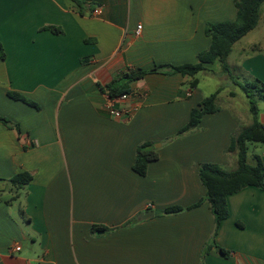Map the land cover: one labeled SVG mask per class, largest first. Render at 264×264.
<instances>
[{
    "label": "crops",
    "instance_id": "1",
    "mask_svg": "<svg viewBox=\"0 0 264 264\" xmlns=\"http://www.w3.org/2000/svg\"><path fill=\"white\" fill-rule=\"evenodd\" d=\"M235 1L0 0V118L14 125L0 121V264H264V189L230 195L217 227L199 175L207 163L238 169L229 149L241 117L221 109L179 136L205 97L199 81L192 91L169 69L132 84L122 119L100 89L127 72L197 64L212 43L208 24L234 21ZM239 56L264 82V46ZM158 142L159 158L139 175L138 147ZM250 145L249 164H264V146L251 155ZM20 174L31 180L14 183ZM171 207L186 210L164 214ZM146 212L155 215L139 219Z\"/></svg>",
    "mask_w": 264,
    "mask_h": 264
},
{
    "label": "trees",
    "instance_id": "2",
    "mask_svg": "<svg viewBox=\"0 0 264 264\" xmlns=\"http://www.w3.org/2000/svg\"><path fill=\"white\" fill-rule=\"evenodd\" d=\"M81 8L84 6L83 0H73ZM264 5V0H236L235 6L237 9V18L234 21H226L220 23H210L207 26V35L211 38L212 43L210 48L201 53L197 64H187L183 66H157L151 70H139L136 72L124 73L119 78H115L110 84L101 87V91L111 99H117L123 95L132 94V84L142 81L149 74L164 72V69H169V73L181 74L185 78H191V88L196 89L198 79L196 76L206 70L208 65L219 62L222 72L229 75L233 83L240 86L246 94L249 103L250 111L253 115V123L251 126L242 129L232 138V143L229 149L230 153L238 154V169L233 172H227L215 164H203L200 167L199 175L202 184L204 185L207 196L206 201L210 204L215 217L216 226L218 227L223 220L229 216L228 197L247 187H257L264 189V164L260 157L256 158V165H250L248 162L249 145L253 143H264V124L259 121V104L254 93L255 90L260 91V97L264 98V83L257 80L255 82H247L241 84L233 75L228 63V58L233 51L234 45L255 30L261 19V9ZM82 13V12H81ZM55 34H61L59 28H47ZM0 58L5 59V54L2 45H0ZM221 91L205 98L198 108L191 113L190 122L178 134L184 135L196 129L202 119L206 115H210L220 111L217 106L218 95ZM232 96H235L233 93ZM9 97L14 100L22 101L23 103L39 109V105L29 98L15 92H10ZM0 121L10 127L14 126L10 121L0 118ZM159 154L156 151L154 144L144 143L137 149L134 170L141 176L147 174L148 166L151 162L156 161ZM31 180L28 174H20L12 181L19 185H25ZM204 201H200L196 205L186 208L193 209L199 207ZM182 207H171L165 210L164 214H179L186 210ZM218 251L223 256H228V252L222 248Z\"/></svg>",
    "mask_w": 264,
    "mask_h": 264
},
{
    "label": "rangeland",
    "instance_id": "3",
    "mask_svg": "<svg viewBox=\"0 0 264 264\" xmlns=\"http://www.w3.org/2000/svg\"><path fill=\"white\" fill-rule=\"evenodd\" d=\"M251 44H261V46H264V5L262 9V15H261V21L259 23V26L253 30V33H251L249 36H247L246 39L242 41L235 49L234 52L229 56L228 63L230 65V69L232 72V75L241 83L245 84L247 82H255L259 79L252 78L248 73L245 72V70L242 69V66L239 64V50L241 47L249 46ZM239 48V49H238ZM248 52H250L249 49H247ZM246 50V51H247ZM250 54H252L250 52ZM237 61V63H236ZM244 73V74H243ZM196 78L199 81L198 89L200 91V94L203 95V97L207 98L213 94H215L217 91H221V94L219 95L217 99V106L221 109H228L233 110L236 112L239 117L242 119L240 130L246 128L247 126L251 125L253 115L249 112L250 109V103L249 100L242 90L240 86H237L233 83L232 79L229 77V75L222 72L221 66H219V70L216 76H213L209 72H200ZM261 81V80H259ZM264 83L263 81H261ZM188 86H185L184 89L187 90ZM192 90V88H191ZM194 91V90H192ZM234 94L235 96H232L231 94ZM256 98L258 100L259 107L262 111H264V98H261L259 95L260 91L255 90L254 91ZM264 94V92H262ZM232 96V98L230 97ZM168 142V140H167ZM166 143V142H165ZM159 145H161L160 142L156 143L154 145L155 148H157ZM264 146V143H253L250 145V154H262V148ZM250 155V160H252V156Z\"/></svg>",
    "mask_w": 264,
    "mask_h": 264
},
{
    "label": "built area",
    "instance_id": "4",
    "mask_svg": "<svg viewBox=\"0 0 264 264\" xmlns=\"http://www.w3.org/2000/svg\"><path fill=\"white\" fill-rule=\"evenodd\" d=\"M102 13V10L101 9H98L95 11V14L96 15H100ZM141 26L139 27V31L141 30ZM134 96V93L132 92V94H128V95H123L117 99H111L109 98V101L106 105V109L108 110V112L110 113V115L113 117V118H116V119H122L125 117V115L128 116V114L130 113V110H123V109H120L118 107V105H120L121 103L125 102V101H128L130 99H132ZM21 248L18 247L16 248V251H20Z\"/></svg>",
    "mask_w": 264,
    "mask_h": 264
},
{
    "label": "water",
    "instance_id": "5",
    "mask_svg": "<svg viewBox=\"0 0 264 264\" xmlns=\"http://www.w3.org/2000/svg\"><path fill=\"white\" fill-rule=\"evenodd\" d=\"M154 215H155L154 212H146V213L141 214L140 217H139V219H141V220H147L149 218L154 217Z\"/></svg>",
    "mask_w": 264,
    "mask_h": 264
}]
</instances>
